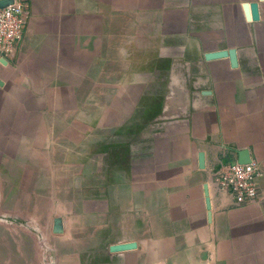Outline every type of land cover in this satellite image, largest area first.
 <instances>
[{
	"label": "crops",
	"instance_id": "0c3cea01",
	"mask_svg": "<svg viewBox=\"0 0 264 264\" xmlns=\"http://www.w3.org/2000/svg\"><path fill=\"white\" fill-rule=\"evenodd\" d=\"M15 2L25 29L0 54V154L10 212L40 210L32 223L51 232L9 218L8 264H42L49 241L55 264H83L78 245L58 253L84 240L136 242L105 264H264V0ZM241 154L262 174L238 204L212 181ZM28 190L56 200L25 206ZM103 193L107 234L67 232L66 214L80 224L73 212Z\"/></svg>",
	"mask_w": 264,
	"mask_h": 264
},
{
	"label": "rangeland",
	"instance_id": "374dc122",
	"mask_svg": "<svg viewBox=\"0 0 264 264\" xmlns=\"http://www.w3.org/2000/svg\"><path fill=\"white\" fill-rule=\"evenodd\" d=\"M64 2H71V3H75L76 6L78 5V7H80L81 10H86L88 8V0H64ZM257 11H258V15H259V6H257ZM4 141H8L7 136H5L4 138H2ZM7 157V153L4 149H2V152L0 154V232L2 233H7L10 230V226H9V218L11 217H18V221L13 224V229L16 232L17 228V232H43V233H50L51 229H50V224L48 225H38V224H33L32 223V218L34 219L35 217L38 216V214L40 213V210L35 212L34 209H28L25 210V207L20 210L19 206L16 209L17 212H10L9 209V177L5 176L4 174L8 173V158ZM60 159L65 160L66 163H68V159L67 157H62ZM56 171H54V174L57 173H62L64 172L63 169L57 170L56 168H54ZM213 186H215L214 184V178H213ZM217 188V187H216ZM62 194H66L67 196L65 197V199L61 196V201H64L66 204H73L74 201H77L78 197H80V193L75 194V193H62ZM104 193L102 194V196H99L98 194V201H97V209L95 212L91 211V212H87L86 214L83 212L82 208L80 209H76L75 212H73L75 214L74 216V221L78 220V216L80 215L81 218V223L77 224V223H72V215L70 214H66L65 217V221H66V231L67 232H83L86 234H105L107 232V227H106V218L104 216L105 214V203H104V199H103ZM24 197V202H30L29 204L25 205V206H32L33 204H39L37 202H48L51 203L52 201L56 200V196L52 193H37V192H33V191H29L27 192V194H23ZM19 205V204H17ZM82 205V203H81ZM20 211V212H19ZM24 213H27V215H25ZM85 214V215H84ZM88 214H90L91 216L89 217ZM29 217L31 218V223L30 220L27 224H21V221L19 219V217ZM51 220V218H50ZM88 220H90V223H88ZM111 233V231H108ZM107 234V233H106ZM105 234V235H106ZM113 241L110 240H106L105 242H100V240H92V241H88V240H84V241H66V244H71L74 245V251L70 252V251H65L63 253H58L59 257H65V259H68L69 257H73V255H76V251L75 248L78 245L80 250L85 249L84 251H82L81 253V259L83 264H105L106 263V256L107 254L110 255L112 254H116V252H120L122 250H127V251H135L136 247V242H128V244H114L113 246L110 244ZM46 245L48 246V249L45 250L44 252V256H42V264H55L56 261V257L55 255L52 253L51 251V241L49 242H45ZM7 244V241H5L3 238L0 239V246ZM3 248V247H1ZM73 248V247H72ZM110 250V251H109ZM7 252V251H6ZM111 252V253H110ZM3 250H0V256L3 255ZM197 259V258H196ZM200 260V258H199ZM136 259L134 258V260L132 261V263L135 264ZM198 261V260H197ZM199 262V261H198ZM129 263V264H132ZM0 264H8V258L6 257H0ZM199 264V263H197Z\"/></svg>",
	"mask_w": 264,
	"mask_h": 264
},
{
	"label": "built area",
	"instance_id": "2783aa9c",
	"mask_svg": "<svg viewBox=\"0 0 264 264\" xmlns=\"http://www.w3.org/2000/svg\"><path fill=\"white\" fill-rule=\"evenodd\" d=\"M23 4H14L0 9V54L11 56L22 40L25 29ZM261 167L256 161L248 164L222 161L214 175L215 186L233 196L238 204L254 201L259 194L256 180L261 176Z\"/></svg>",
	"mask_w": 264,
	"mask_h": 264
},
{
	"label": "water",
	"instance_id": "95a60500",
	"mask_svg": "<svg viewBox=\"0 0 264 264\" xmlns=\"http://www.w3.org/2000/svg\"><path fill=\"white\" fill-rule=\"evenodd\" d=\"M14 3H15V0H0V9L6 8ZM244 156H246V154H241V160L239 162L240 164H248L252 161V160H248V157L247 159L242 158Z\"/></svg>",
	"mask_w": 264,
	"mask_h": 264
}]
</instances>
